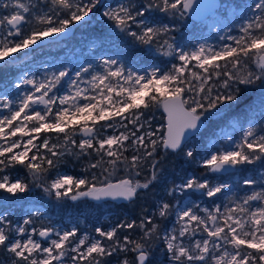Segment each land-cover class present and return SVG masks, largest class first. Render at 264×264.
Masks as SVG:
<instances>
[{
  "label": "snow or ice",
  "instance_id": "6c2138e0",
  "mask_svg": "<svg viewBox=\"0 0 264 264\" xmlns=\"http://www.w3.org/2000/svg\"><path fill=\"white\" fill-rule=\"evenodd\" d=\"M202 7L216 12L231 6L199 0H119L107 7L101 0H0L6 13L0 15V68L15 67L14 54L86 23L101 8L110 28L130 38L132 46H143L145 55L154 50L178 61L167 71L151 67L141 73L103 56L101 71L92 63L74 72L61 66L42 77L25 72L15 83L6 78L0 83V109L7 111L0 114V264H110L114 255L117 264H264V167L238 181L255 186L251 194L223 206L214 203L231 191L215 174L237 175L256 162L264 165V124L249 116L258 107L264 119V0L236 6L252 14L244 13L239 35L227 36L232 43L219 48L198 44L191 51L174 45L169 33L176 19L189 9L197 15ZM160 14L171 20L162 22ZM66 78L67 90L57 94ZM158 108L165 122L153 128L147 110ZM225 109L238 110L233 127L247 121L238 139L203 155L186 147ZM109 129L112 134H106ZM169 154L196 161L204 171L173 183L151 215L141 209L139 216L115 226L96 227L99 238L79 234L76 226L37 227L33 217L42 215L39 211L22 222L10 219L16 198L31 188L11 175L17 166L55 202L134 203L150 190L155 195ZM66 155L89 158L83 174L59 170ZM93 157L98 159L92 162ZM121 167L123 176L113 180ZM190 192L213 198V206L201 208L183 199ZM123 230L128 234L121 238ZM137 231L140 235L133 238ZM157 248L162 259L154 254Z\"/></svg>",
  "mask_w": 264,
  "mask_h": 264
},
{
  "label": "rangeland",
  "instance_id": "374dc122",
  "mask_svg": "<svg viewBox=\"0 0 264 264\" xmlns=\"http://www.w3.org/2000/svg\"><path fill=\"white\" fill-rule=\"evenodd\" d=\"M117 2H119V0H106L103 5L106 7L115 6ZM219 3L227 4L231 7L212 12L199 21L191 20L185 16L182 18L178 17L174 30L169 33L170 36L174 37L172 41L174 45L186 51H191L198 44H206L219 48L222 44L232 43L227 39V36L239 35V27L243 19L246 18L244 13L246 12L247 16H251L252 14L250 11H247L246 8L242 9L236 6L249 5L253 3V0H219ZM103 10L104 9L101 8L100 11L92 16L86 23L73 25L66 36H62L55 41L44 42L39 44V46H33V50L24 49L20 53L14 54L18 57L15 61V67L7 69L0 68V83H3L5 78L11 83H15V78L25 72L29 75L35 74L42 77L45 70L51 71L53 67L61 66H67L70 72H74L79 70L80 67L92 63L97 66L95 67L96 71H101L102 68H100L98 64L103 56H110L120 60L124 64L126 71L131 69L141 73L146 72L151 67H157L163 71H167L171 68L173 63H178V61L174 60L172 57L163 56L161 53L154 50L145 55L144 47L139 45H136L138 46L137 50L131 52L130 49L126 48L128 44L131 46V39L128 38L126 40L122 34L113 30L114 26L110 28L111 21H109L107 17L102 16ZM3 14L6 13L0 9V15ZM184 18H186V20ZM161 20L164 23H168L171 19ZM56 35L50 37H55ZM119 40H122L123 43H119ZM124 41L127 43H124ZM124 53H126V55H124ZM221 65L223 66V64ZM85 78H87V76ZM66 81L67 78L65 82L58 86L59 92L57 94H63V92L67 90ZM81 86L84 87V85ZM24 87L25 86H22L19 91H23ZM15 94L16 91L12 90V95L14 96ZM255 113L260 114L259 108L256 109ZM0 114H7V111L0 109ZM234 122V120H230L227 125L214 129L213 135L209 137L204 144L205 148L201 149L198 154L203 155L206 152H210L220 147L222 144H226L230 138L233 142L238 139L242 135L243 130L248 127V124L247 121L244 120L242 121V127H233ZM259 124H264V120ZM161 125L162 123L160 124L157 118H153V128H160ZM131 127L132 126L129 125V128ZM106 134H112L111 130H107ZM50 135L53 137V142H56L55 136L53 134ZM196 136L188 140L186 147L192 148L194 146L196 142L194 138ZM78 138L79 137H77V139ZM60 164L63 166L58 167L59 170L68 172L69 174H83L85 169V166H74L66 163L65 160H62ZM259 173L260 169L257 170L256 175ZM116 174L112 177L113 180L123 176H117ZM185 174L193 175L190 171L178 173L175 180L168 181L169 185L171 186L173 183H179L180 179L184 177ZM11 175L20 178L19 174L15 171H12ZM216 176L223 180L224 183H228L231 186V191L226 192L224 196H220L218 199L214 200L215 204L221 206L230 199H238L245 194H251L255 188V186H244L242 182H239V184L237 183V186L238 174L230 176L229 173H225ZM167 189L168 188H165L158 192V196L153 203V209L150 210V212L154 211L155 203L158 199L167 198ZM44 197L47 198L46 201L42 200L43 197L34 196L32 199L26 200L20 204L19 208L13 209L12 206L10 219L22 222L26 215H32L33 212L39 211L42 215L33 217L35 226L37 227L43 224L44 226L70 230L72 226H76L79 230V234L88 233L90 236L99 238L98 234L95 233L96 227L107 229L115 226L120 220L126 217L129 218L122 209H112V202L110 201L95 202L92 203V205L89 204L90 201L88 200L76 202L68 201L65 203L55 202L54 198H49L46 194ZM183 199L192 200L194 203H198L201 208H211L213 206V198L200 196L199 193L193 194L190 192L186 196H183ZM173 203H176V200H173ZM68 205H72L73 207L82 206L77 209L63 210L65 207H68ZM171 219L174 221L175 218L172 217ZM167 226L171 227L172 225L169 223ZM52 238L55 237L53 236ZM110 264H117V257L115 255L111 258Z\"/></svg>",
  "mask_w": 264,
  "mask_h": 264
},
{
  "label": "trees",
  "instance_id": "16d2710c",
  "mask_svg": "<svg viewBox=\"0 0 264 264\" xmlns=\"http://www.w3.org/2000/svg\"><path fill=\"white\" fill-rule=\"evenodd\" d=\"M105 2H106V0H104L102 2V4H104ZM160 16H161V19H163V20H170L171 19V17H167L164 14H160ZM184 19L186 20V18H184ZM119 43H123V41L119 40ZM124 43H127V42L124 41ZM126 48L130 49L131 52H134L135 50H137L138 46H132V45L130 46L128 44ZM221 64H223V61H221ZM253 87H255V86H253ZM248 95L254 96V93H249ZM257 108L258 107H255L254 111L249 113V116H250V118H253L259 124L264 119L261 118L260 114L255 113ZM147 115H151L154 119L157 118L160 121V124L162 123V114H161L160 108L147 110ZM236 119H240L238 110H226L225 109L223 112V115L221 117L207 121L205 126L202 127L194 135V136H196V135L197 136L194 138V140H196V142H195L194 146L192 147V149H194L197 153L201 149H204L205 148L204 144H205L206 140L213 135L214 129H216L217 127H220V126H225L228 124V122L230 120L235 121ZM242 121H244V120H242ZM51 134H53L54 136L56 135L55 133H51ZM194 136H192V137H194ZM95 159H98V158L93 157L92 162H94ZM62 160H65L66 163L72 164L74 166H77V165L85 166L87 163L90 162L88 157L77 158L74 156H67V155ZM62 166H63L62 164L58 165V167H62ZM262 167H264V165H262L261 162H256L253 165L247 166L246 171L238 174V181L242 176H250V177L256 176L257 170L258 169L261 170ZM163 168H164V172H163V176L161 178V181L158 183V185L154 189L155 195H152L151 190H150L149 194L147 196H145L144 198H137L134 203H128V202L120 203V204L111 203V205H112L111 208L112 209H114V208L115 209H117V208L122 209L129 218L139 216L141 209H145L147 211V213L149 215H151L152 212H150V210L153 209V205H154L153 203L155 201V198L158 196V192H160L162 189L171 187L168 183L169 180L170 181L175 180V178L177 177L176 175L178 173L179 174L184 173L185 171H190V172H192L193 175H197V176H199L201 174V172L204 171V169L202 167H200V165L196 161L188 160L187 158L183 157L182 155L177 156V155H171V154L167 155L166 159L163 161ZM13 171L17 172L21 179H24L31 184L30 191L27 194H20L19 197L16 198V203L13 205V209L19 208L20 204H22L26 200L32 199L34 196L35 197H43V199H42L43 201L47 200V198L44 197L45 194L43 193L42 189L37 187L34 183H31V177L28 175L26 169H23L20 166H17V168L14 169ZM99 172H100V169H98V171H96L97 174ZM118 173H121V174H118ZM122 173H123V169L121 167L120 169L117 170L116 175L122 176L124 174V173L123 174ZM238 181L236 182V184L238 183ZM238 184H237V186H238ZM5 195H7V194H5ZM180 195L181 194H178L177 196H180ZM88 201H85V202H88ZM49 202H51V201H49ZM92 203L93 202H91V201L89 202V204H92ZM80 206H82V205H79L77 207L76 206L73 207L72 205L71 206L68 205V207H65V209H63V210L66 211V210H72L74 208L77 209ZM156 222L157 223L160 222L159 218H157ZM124 234H128V230H123L121 232V236H123ZM131 235L133 238H137L140 235V233L138 231L132 232ZM154 254L157 257V259L163 258L159 248L155 249Z\"/></svg>",
  "mask_w": 264,
  "mask_h": 264
},
{
  "label": "water",
  "instance_id": "95a60500",
  "mask_svg": "<svg viewBox=\"0 0 264 264\" xmlns=\"http://www.w3.org/2000/svg\"><path fill=\"white\" fill-rule=\"evenodd\" d=\"M103 1V0H101ZM213 2H219V0H199V3L201 5H208V4H211ZM195 9H189L187 15H185L186 17L190 18L191 20H194V21H199L203 18H205L206 16H208L209 14H211L213 11L211 9H209L208 7H202L200 10H199V13L197 15H194ZM73 26V25H72ZM72 26H70V29L72 28ZM69 29V30H70ZM69 30L66 32V33H59L57 34L55 37H48V38H45L44 42H48V41H55L57 39H59L60 37L62 36H66L68 33H69ZM41 43V44H42ZM160 111L162 113V119H163V123L165 122V114L163 113V108H160ZM190 139V138H189ZM188 139V140H189ZM220 174H225L224 172L222 173H219V174H215V175H220ZM91 201V200H90ZM108 201H112V200H108ZM93 202V201H92ZM97 202V201H95ZM112 202H115V203H125L126 201H123V200H116V201H112Z\"/></svg>",
  "mask_w": 264,
  "mask_h": 264
},
{
  "label": "flooded vegetation",
  "instance_id": "af4514ba",
  "mask_svg": "<svg viewBox=\"0 0 264 264\" xmlns=\"http://www.w3.org/2000/svg\"><path fill=\"white\" fill-rule=\"evenodd\" d=\"M103 1H104V0H103ZM103 1H102V2H103ZM161 114H162V113H161ZM162 124H163V119H162ZM97 158H98V157H97ZM96 171H98V169H96L95 172H96ZM89 201H90V200H89ZM91 202H92V201H91ZM97 202H101V201H97ZM110 202H112V201H110ZM93 203H95V201H93ZM112 203H115V202H112ZM115 204H120V203H115Z\"/></svg>",
  "mask_w": 264,
  "mask_h": 264
}]
</instances>
